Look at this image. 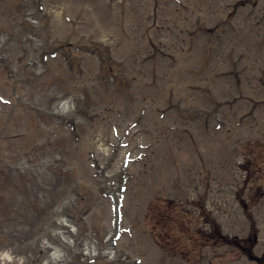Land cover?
Returning <instances> with one entry per match:
<instances>
[{
    "label": "rangeland",
    "instance_id": "obj_1",
    "mask_svg": "<svg viewBox=\"0 0 264 264\" xmlns=\"http://www.w3.org/2000/svg\"><path fill=\"white\" fill-rule=\"evenodd\" d=\"M190 1L0 0V264H259L264 0Z\"/></svg>",
    "mask_w": 264,
    "mask_h": 264
},
{
    "label": "trees",
    "instance_id": "obj_2",
    "mask_svg": "<svg viewBox=\"0 0 264 264\" xmlns=\"http://www.w3.org/2000/svg\"><path fill=\"white\" fill-rule=\"evenodd\" d=\"M185 5V4H184ZM179 9V8H177ZM188 19L187 16L183 17L182 18V21H186ZM176 23V21H174ZM186 23H183V25H178V23L176 24L177 25V28H178V33L179 35H183V36H186ZM180 44L183 43L182 40H180L179 42ZM177 46V45H176ZM153 47V46H152ZM253 158L251 156L248 155V158H247V170L248 171H254L256 170L255 168V165L252 164L254 163L253 161ZM206 220L208 221L209 223V237L212 239V241H215L218 245H225V246H230V247H233V248H236V249H239L241 250L246 256L250 257V258H257V260L261 263V264H264V258L263 257H256L254 254H253V246H254V242H255V239H256V233L253 232V233H250L248 237H245V238H236V237H228L226 235H224L218 225L211 219V218H206ZM207 239L209 240V238L207 237Z\"/></svg>",
    "mask_w": 264,
    "mask_h": 264
}]
</instances>
